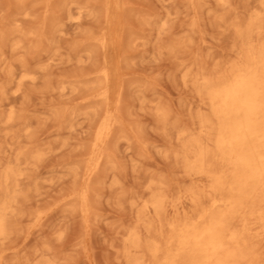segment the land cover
<instances>
[{
  "label": "rangeland",
  "instance_id": "rangeland-1",
  "mask_svg": "<svg viewBox=\"0 0 264 264\" xmlns=\"http://www.w3.org/2000/svg\"><path fill=\"white\" fill-rule=\"evenodd\" d=\"M26 1L0 0V30L10 37L0 32V43L6 38L0 45V203L5 169L16 172L6 195L0 264L145 258L126 253L130 232L141 243L152 238L145 203L160 195L179 208L173 213L167 205L168 218L189 215L185 197L205 184L190 178L182 162V144L199 136V117H207L195 78L215 77L237 61L235 26L244 29L257 18L261 35L251 36V44L264 42V0ZM56 10L59 17L50 14ZM44 21L52 35L46 38ZM102 32L103 47L95 41ZM105 91L106 98L97 96ZM107 112L112 122L96 142ZM259 236L252 244L256 264H264Z\"/></svg>",
  "mask_w": 264,
  "mask_h": 264
},
{
  "label": "bare ground",
  "instance_id": "bare-ground-1",
  "mask_svg": "<svg viewBox=\"0 0 264 264\" xmlns=\"http://www.w3.org/2000/svg\"><path fill=\"white\" fill-rule=\"evenodd\" d=\"M51 1L53 2V0ZM79 1L75 2L79 3ZM26 2L29 1L27 0ZM90 4L92 6V3ZM108 4L109 1L107 0L106 5ZM20 6L23 9V5ZM53 12L55 16L58 13V11L49 13L52 15ZM145 14L147 15L148 13ZM51 15L49 16L51 17ZM49 16L47 17L48 19L50 18ZM49 20L48 23H50ZM10 22L16 21L11 20ZM10 22H8L9 24L7 23L9 26L12 24ZM124 22L125 20H123ZM21 23L23 22L21 21ZM39 23L37 24L39 25ZM125 23L127 24V22ZM44 24L45 21L42 25L44 26ZM257 24L258 20L254 18L244 29L234 27L235 36L239 40L240 46L238 48L237 61L226 71L219 73L215 77H209L202 73L196 78L192 75L198 85V93L205 106V111H207V117H199V136L189 137L182 144V162L185 173L190 178L202 181L205 184L197 192H190L185 197L189 207L192 208L189 215L183 214L178 218H168L165 213L168 204L166 199L160 195H154L150 201L145 203L146 211L153 215L152 222L147 224V231L151 233L152 238L141 243L135 232L129 233L126 247L127 256L132 253H145V258L140 260L132 259L129 264H256V255H259V253H256L257 251L253 246L256 242L252 244V239L255 236L264 235V42L258 45L251 44V36L256 35L259 37L261 35ZM42 25L41 27L43 28ZM22 26L23 24L20 27ZM46 26L48 24L44 26L45 30H47L45 33L42 32L44 28L40 30L43 36L48 34L47 32L49 34L51 32ZM100 26H103V24ZM143 26L145 27V25ZM141 28L144 29L142 26ZM26 30L25 32L28 33ZM2 31L0 30L1 33ZM12 31L9 30L7 32L11 33ZM5 33H2V35H5ZM10 33L8 34L10 35ZM49 34L48 36L51 35ZM12 35L14 38L15 34L13 33ZM5 36L7 37L8 35ZM140 36L142 37V35ZM140 36L138 38L141 39ZM97 37L95 41L99 40V44L103 47L105 34L102 32ZM37 38L39 39V36ZM24 39H22L23 42H25ZM89 39L87 38L86 40ZM4 40L0 45L4 44L6 41ZM42 41L40 40L41 43ZM7 44L3 46L8 47ZM49 49L51 52V48ZM78 49L76 50L78 51ZM86 51L89 53L93 52L90 48ZM41 52H37V54ZM42 55L40 54L41 57H43ZM37 59L35 60L36 62H41L39 59L37 61ZM97 72L95 71V73ZM197 72L199 73V70ZM101 75L106 82L108 73L103 70ZM11 86L14 88V85ZM97 96L106 98V91L102 92L101 95L99 93ZM117 104L118 102L115 105V110L117 109ZM113 114L116 116L114 112ZM60 117L62 118V116ZM63 119L65 120V118ZM111 120L112 113L107 112L105 122L95 134L96 142H100L107 134ZM116 122L114 120V124ZM183 135L185 136L182 133L181 136ZM15 175L16 172L8 167L2 176L5 197L0 203V236L5 233L8 224L5 214L9 209L11 199L6 195L14 187L12 178ZM168 206L171 207V212L178 213L179 208L175 205L169 204Z\"/></svg>",
  "mask_w": 264,
  "mask_h": 264
}]
</instances>
